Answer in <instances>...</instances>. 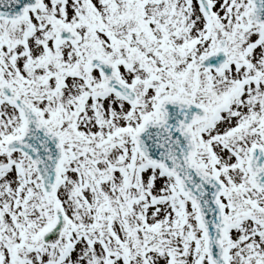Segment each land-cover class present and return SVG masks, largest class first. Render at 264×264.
I'll return each mask as SVG.
<instances>
[{"label":"snow or ice","instance_id":"1","mask_svg":"<svg viewBox=\"0 0 264 264\" xmlns=\"http://www.w3.org/2000/svg\"><path fill=\"white\" fill-rule=\"evenodd\" d=\"M0 264H264V0H0Z\"/></svg>","mask_w":264,"mask_h":264}]
</instances>
